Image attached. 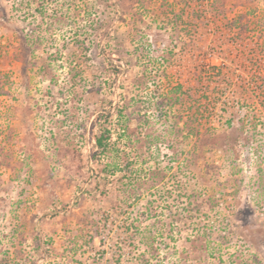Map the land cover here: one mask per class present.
Listing matches in <instances>:
<instances>
[{
	"label": "rangeland",
	"instance_id": "374dc122",
	"mask_svg": "<svg viewBox=\"0 0 264 264\" xmlns=\"http://www.w3.org/2000/svg\"><path fill=\"white\" fill-rule=\"evenodd\" d=\"M21 1L0 0V264H110L81 229L107 215L100 236L121 231V173L94 154L120 109L117 146L159 173L128 210L156 206L138 223L163 263L264 264V0H53L45 16ZM176 82L193 95L157 107Z\"/></svg>",
	"mask_w": 264,
	"mask_h": 264
},
{
	"label": "trees",
	"instance_id": "16d2710c",
	"mask_svg": "<svg viewBox=\"0 0 264 264\" xmlns=\"http://www.w3.org/2000/svg\"><path fill=\"white\" fill-rule=\"evenodd\" d=\"M53 0H22L21 4L28 5L29 7H32L34 3H36V7L34 10L42 12L44 15L46 14V7L47 5H50ZM103 1V0H96ZM117 2H120L121 0H116ZM131 2L136 0H130ZM140 1V0H137ZM99 3V2H98ZM39 6L42 7V10L39 9ZM77 10L73 9V17L72 20H76L79 17H87L89 15V11L83 10L82 12H78ZM44 13V14H43ZM55 18L61 19V23H65L64 14L63 12L54 14ZM91 20H88V22ZM68 23V22H67ZM239 30L246 29L245 26L242 24V21L240 20L238 22ZM88 27L78 28L75 30L77 33V38H75V41L78 42L77 46L81 47V49H87L84 48L85 44L82 40H80V35L86 36L89 34ZM85 53V52H84ZM138 56H141V53L138 54ZM156 64L153 65L155 67ZM166 66V65H165ZM164 66V67H165ZM212 69H215L214 73H220L222 68L218 66H211ZM149 73H143L142 76L136 77L134 79V85L141 89L145 86V84L148 82V79H152L153 76ZM76 75V74H74ZM264 78V76H262ZM264 83V82H263ZM259 89L264 88L262 86V83L259 85ZM191 90V91H190ZM188 95L192 94V89L190 87H185L182 82H176L175 84L171 85L165 92H158V96L156 98V105L159 106L160 103L163 101L160 100V98L167 97L169 98L170 105L173 103H176L177 101H181L183 97H187ZM217 95H219L217 93ZM123 108V107H122ZM118 127L122 130V132H117V141L120 138L121 133H124L125 130L128 128L127 124L122 122V110H118ZM185 124L186 130H191L190 133H194V124L191 125L188 123ZM179 130H182L181 128H178ZM104 131L100 132L95 136V145L97 150L94 152L95 155L98 157H102L103 155H106V153H110V160H107L105 164L100 169L99 173H105L106 175H109L111 177H115V175L120 172V176L115 180V182H119V185H117L119 193L116 196H119L121 200H118L114 205L115 209L123 213L124 215V221L121 227V231H118L116 233V239H112L110 242L109 240H105L104 236H100L102 233V224L100 226V223L102 220V216L100 218V223L93 218H87L85 221V224L83 225V228L81 229V238L83 241L88 242V240L94 239L93 233L99 237V243L101 245L108 246L113 251V256L111 259L110 264H164L163 260L159 256V246L156 244V236L158 235L154 230V224H152V227H141V224L138 222H141L142 219H147L148 217H151L153 214H155V207L156 206H150L146 208V211L142 210L138 213H133L129 209L130 206L138 204L137 197L140 196L143 191H149L152 189V187L155 186V179L158 177L159 173L156 169H150L149 172L142 171V168L135 167L134 165V159L130 158L128 149L121 148L117 146V141H111L112 139V132L111 128H104ZM104 157V156H103ZM123 177H128V181H125ZM115 188V187H114ZM114 191L112 192V195H114ZM115 196V195H114ZM133 210V208L131 209ZM172 217L174 219H180L183 217L182 214H176L171 213ZM105 220L103 223L108 222V216L105 215ZM104 225V224H103ZM88 229V230H86ZM90 229V230H89ZM115 230H113L114 234ZM84 233H86L87 237H84ZM74 245V244H73ZM67 246V253H77V244L74 246ZM127 247V249H125ZM69 249V250H68ZM101 252H106L105 248L100 249ZM72 255V254H71ZM68 258L69 262H72V256L64 257ZM76 263H80L79 260H76ZM89 264H101L99 261H95L94 263Z\"/></svg>",
	"mask_w": 264,
	"mask_h": 264
}]
</instances>
